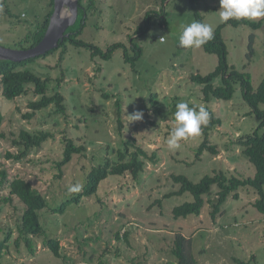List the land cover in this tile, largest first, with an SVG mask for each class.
<instances>
[{
	"label": "rangeland",
	"instance_id": "obj_1",
	"mask_svg": "<svg viewBox=\"0 0 264 264\" xmlns=\"http://www.w3.org/2000/svg\"><path fill=\"white\" fill-rule=\"evenodd\" d=\"M97 7L101 13L89 19L79 39L105 50L118 43L129 47L132 38L143 49V55L132 70L125 64L121 50L104 61L92 59L86 49L68 46L64 55L58 50L21 67L50 79L48 94L57 91L63 95L65 117L56 115L50 107L31 119L25 118L29 101L35 98L31 92L14 101L0 96V112L4 116L0 173L5 172L8 180L20 177L30 181L46 197L48 206L39 212L40 223L48 237L59 241L62 255L56 258L42 241H38L33 255L23 243L19 248L12 243L0 264H176L171 251L177 234L190 241L198 264H238L237 259L264 263V216L254 206L258 198L255 193L241 192L239 201L229 197L215 220L209 202L199 217L174 220L173 207L191 197L187 194L163 199L178 188L173 185L172 175H184L198 182L220 170L240 176L255 173L235 144L259 126V120L242 100L240 87L236 86L230 101L205 102L201 86L190 80L193 74L204 76L212 72L217 56L206 54L202 48L178 47L179 25L195 21L189 0H169L165 5L166 20L160 22L156 18L150 31L141 37L135 35L137 26L143 24L147 12H160V0H97ZM197 8L203 22L214 30L223 24L218 18L219 0H197ZM51 9V0H0V46L28 49L29 44L20 42ZM251 34L255 37L254 54L248 58ZM222 36L229 65L249 73L252 86L257 89L264 79V25L256 31L248 26L228 25ZM214 84L218 85L219 80ZM151 93L157 94L155 107L149 103ZM117 101L123 136L118 130ZM181 101L197 110L203 106L220 119V125L209 134L210 144L217 146V155L205 152L197 157L204 139L202 132L180 141L179 148L168 149L166 140L172 130L175 105ZM157 108L159 113L155 112ZM259 109L264 110V105ZM137 110L143 112L142 120L127 125V115ZM22 130L31 134L43 131L53 137L22 160L8 158V153L18 155L13 141ZM129 137L135 138L149 154L157 153L158 162L147 163L140 181L130 175L111 176L100 185L97 194L69 205L63 214L55 213L54 209L78 192L68 189L79 185L81 190L91 168L109 155L107 146L117 150L123 138ZM65 138L85 147V152L74 155L59 176L56 163L62 158ZM216 192L213 187L211 200ZM7 195V188H0V196ZM158 200L160 206L156 204ZM23 208L15 198L3 205L0 213V224L3 229L12 230L13 240L18 235ZM123 234H127V240L121 238ZM4 237L3 230L0 240Z\"/></svg>",
	"mask_w": 264,
	"mask_h": 264
},
{
	"label": "trees",
	"instance_id": "obj_2",
	"mask_svg": "<svg viewBox=\"0 0 264 264\" xmlns=\"http://www.w3.org/2000/svg\"><path fill=\"white\" fill-rule=\"evenodd\" d=\"M160 1L162 4L160 12H147L143 24L137 26L135 35L138 37L146 35L154 25L156 18H160V22L166 20L165 5L168 0ZM189 2L194 12L195 21L204 23L203 17L197 8V0H189ZM53 6L54 0H51V11L41 22L35 25L34 31L28 34L25 40L20 42V45L26 43L29 44L28 48H32L42 40L53 13ZM100 13L101 11L97 7V0H79L77 20L67 30L69 37L65 38L56 49L49 51L43 56L19 63L0 60V96L7 101H14L20 97L27 96L31 92L35 98L29 101V112L24 114L25 118L31 119L50 107H53L56 115L65 117L67 108L64 104L65 98L63 95L57 91L52 95L48 94L50 79H43L32 71L21 70L20 68L37 59L55 54L58 50H61L64 55L68 46L76 49H86L90 51L92 59L99 58L104 61L111 60L113 55L121 50L125 64L130 65L132 70L135 69L137 62L143 55V49L132 38L130 39L129 47L118 43L108 46L105 50L79 39L87 27L89 19ZM228 25L234 28L248 26L252 31H256L263 27L264 18L257 22L246 19H230L226 23L220 24L214 30V38L202 46L206 54L217 56L215 69L204 76L199 73L193 74L190 80L192 83L201 86L205 102H210L211 99L230 101L234 97L236 86L240 87L242 100L250 107V113L259 120V126L253 133L241 136L236 140L235 144L241 148L242 155L254 167L255 173L253 176H240L220 170L211 175H205L198 182H193L184 175H172L173 185L178 186V188L166 193L163 199L182 197L187 194L191 197V200L173 207L172 217L174 220L199 217L203 207L208 202L212 205L211 216L215 220L216 215L220 213L221 207L228 198L232 197L235 201H239L241 192H253L258 196L254 206L264 216V110L259 109L260 105H264V79L257 89H254L249 73L237 71L229 65L228 49L222 36L223 29ZM76 26L77 28H75ZM254 39V35L251 34L248 44V58L254 54ZM216 80H219L218 85L214 84ZM149 99L151 106L155 107L157 105V94L151 93ZM117 107L119 114L118 130L119 134L123 136V122L118 101ZM207 111L210 113V120L206 126L201 128L204 139L197 149V157L205 152L214 155L218 154L217 146L210 144L209 134L221 122L210 110ZM155 112L159 113L160 110L157 108ZM3 122L4 116L0 112V140L4 138V134L1 132ZM51 137L53 135L43 131L31 134L27 130H22L13 141L14 146L18 148V155L12 156V154L8 153L7 157L22 160L32 151L39 149ZM123 139V144L117 150L107 146V152L110 147L109 155L104 156L102 162L91 168L86 176L83 188L77 192L76 196L64 201L58 208L54 209L55 213L63 214L69 205L78 204L81 199L97 194L100 185L111 176L122 177L130 175L135 181L139 182L145 172L147 163L155 164L158 162L157 153L152 152L149 154L142 146L137 144L135 138ZM63 144L62 158L56 163L59 176H61L62 167L68 165L74 155L85 152V147L76 146L71 139L65 138ZM2 187L7 188L8 195L5 197L0 196V213L3 205L12 203L15 198L19 200L24 208L19 218L18 235L14 240L12 230L10 228L3 229L0 224V232L3 230L5 232V237L0 240V260L4 258L5 252H7L12 243L18 248L23 243L29 253L33 255L38 241H42L43 246L47 247L56 258H61L59 241L48 237L40 223L39 212L48 206L46 197L30 181L20 177L8 180L5 172L0 173V188ZM213 187L217 189V192L215 193V199L211 200ZM156 204L160 206L161 200L156 201ZM119 237L117 234V239H120ZM121 238L127 240V234H123ZM171 254L175 258L176 264H198L192 253L190 241L182 234L175 236ZM236 261L238 264H253V262L260 264L255 259H252L251 262L239 259ZM99 264L105 263L100 262Z\"/></svg>",
	"mask_w": 264,
	"mask_h": 264
},
{
	"label": "clouds",
	"instance_id": "obj_3",
	"mask_svg": "<svg viewBox=\"0 0 264 264\" xmlns=\"http://www.w3.org/2000/svg\"><path fill=\"white\" fill-rule=\"evenodd\" d=\"M264 17V0H219V23H226L230 19L249 21ZM179 46L182 48L200 49L214 38V29L211 25L193 21L189 24L179 25ZM163 42V37L160 38ZM172 119V130L166 140L169 150L180 147V141L187 140L200 134L202 126H206L210 120V113L205 107L199 110L190 107L186 101L175 105ZM142 111H134L127 115L128 124L141 121ZM79 185L71 186L68 191H79Z\"/></svg>",
	"mask_w": 264,
	"mask_h": 264
},
{
	"label": "water",
	"instance_id": "obj_4",
	"mask_svg": "<svg viewBox=\"0 0 264 264\" xmlns=\"http://www.w3.org/2000/svg\"><path fill=\"white\" fill-rule=\"evenodd\" d=\"M78 1L54 0L53 13L42 40L36 46L23 50L6 49L0 46V60L19 63L43 56L56 49L65 38L69 37L67 30L77 20Z\"/></svg>",
	"mask_w": 264,
	"mask_h": 264
},
{
	"label": "built area",
	"instance_id": "obj_5",
	"mask_svg": "<svg viewBox=\"0 0 264 264\" xmlns=\"http://www.w3.org/2000/svg\"><path fill=\"white\" fill-rule=\"evenodd\" d=\"M163 41H164V38H163Z\"/></svg>",
	"mask_w": 264,
	"mask_h": 264
}]
</instances>
